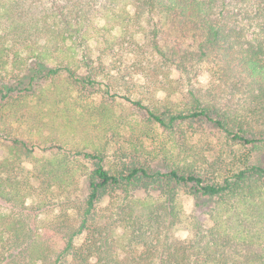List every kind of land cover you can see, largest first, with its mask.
<instances>
[{"label": "trees", "instance_id": "trees-1", "mask_svg": "<svg viewBox=\"0 0 264 264\" xmlns=\"http://www.w3.org/2000/svg\"><path fill=\"white\" fill-rule=\"evenodd\" d=\"M0 150V264H264V0H0Z\"/></svg>", "mask_w": 264, "mask_h": 264}, {"label": "rangeland", "instance_id": "rangeland-1", "mask_svg": "<svg viewBox=\"0 0 264 264\" xmlns=\"http://www.w3.org/2000/svg\"><path fill=\"white\" fill-rule=\"evenodd\" d=\"M175 41V40H173ZM131 55V54H130ZM129 55V56H130ZM129 56H125L123 61H124V65H126L129 61ZM162 92V91H161ZM159 92L158 96L163 97L164 95ZM236 97H240V96H236ZM4 152L2 150H0V158L3 156ZM25 167L26 169H30L31 165L28 162H25ZM82 193V191H81ZM179 204H180V208L182 211V215H181V222L175 227V229L172 232V240L174 242H184L187 241L190 236V230H189V226H188V218L192 213L193 210V202L191 200V198L182 195L179 199ZM0 207L3 211H9L10 206L7 205L6 203H4L3 201L0 200ZM27 221L29 224L33 225L34 224V220L32 217L27 216ZM83 241V237H79L76 239V244H80Z\"/></svg>", "mask_w": 264, "mask_h": 264}]
</instances>
